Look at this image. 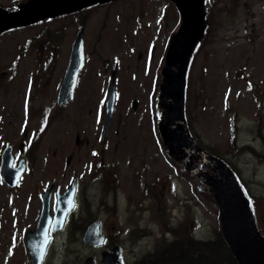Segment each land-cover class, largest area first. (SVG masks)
<instances>
[{
	"label": "rangeland",
	"instance_id": "obj_1",
	"mask_svg": "<svg viewBox=\"0 0 264 264\" xmlns=\"http://www.w3.org/2000/svg\"><path fill=\"white\" fill-rule=\"evenodd\" d=\"M26 1L0 0V10L11 14ZM95 1L87 0L78 13L69 14L74 7L0 35V148L2 142L15 146L26 140L33 168V176L20 185L21 197L0 182V264H30L25 234L34 223L28 217L37 207L33 195L53 180L61 191L77 182L76 207L63 230L50 234L42 264H84L89 257L98 263L102 252L114 247L121 249L124 264H178L168 254L181 243L208 242L220 231L211 189L186 170L184 153L174 143L171 155L165 154L171 148L157 130L165 117L160 107L163 69L183 4L97 0L94 6ZM197 3L199 28L187 33L186 49H193L186 60L187 130L254 196L253 217L264 236V0ZM79 28L84 30L85 66L73 100L58 108V88ZM105 60L117 64V76L103 144L110 74L104 72ZM191 159L189 167L194 161L211 175L205 164ZM54 204L55 198L51 214ZM93 219L106 238L98 248L81 239Z\"/></svg>",
	"mask_w": 264,
	"mask_h": 264
},
{
	"label": "water",
	"instance_id": "obj_2",
	"mask_svg": "<svg viewBox=\"0 0 264 264\" xmlns=\"http://www.w3.org/2000/svg\"><path fill=\"white\" fill-rule=\"evenodd\" d=\"M180 1L184 6L180 30L172 44L171 56L166 64L161 84V99L167 100L163 105L165 117L159 125L160 136L164 144L171 148L167 154L170 155L174 151L172 148L174 143L181 153H185L184 150H187L189 158L197 159L210 169L211 175H205L202 172H198L197 175L205 179L207 186L212 191L219 210L223 238L238 264H264V238L259 234L254 224L249 200L245 197L229 167L196 146L187 130L183 113L186 60L187 56L191 54V45L189 49H186L187 33L193 26H196V29L199 28L200 6L196 0ZM86 2L87 0H30L14 14L0 11V33L9 28L29 25L58 12L65 13L74 7L80 8ZM95 3H99V1L96 0ZM180 5V3L177 4L178 7ZM83 65V31L79 30L74 38L68 66L58 92V105H64L72 99L77 76ZM108 67L109 63L105 61V69ZM115 70L116 67H113L112 76H114ZM114 101L115 84L111 82L106 100L103 140L107 137ZM12 162L11 148L7 147L1 156L0 179L10 187L16 185L24 167L23 161H20L18 166L13 168ZM69 162L70 158L67 159V163ZM189 166L190 161H187L186 168L189 169ZM53 185L54 183H51L41 196L43 210L36 229L33 232H28L25 237L31 264H40L44 257L50 240L48 236L50 222L52 221L51 232L57 233L62 229L67 214L73 208L75 182L62 195L57 196L54 216L48 215V199ZM81 239L85 245L94 248L103 244L104 236L100 234L97 220L88 224ZM119 253V249L115 247L110 252H102L99 263H95L93 258L89 257L84 264H122Z\"/></svg>",
	"mask_w": 264,
	"mask_h": 264
},
{
	"label": "trees",
	"instance_id": "obj_3",
	"mask_svg": "<svg viewBox=\"0 0 264 264\" xmlns=\"http://www.w3.org/2000/svg\"><path fill=\"white\" fill-rule=\"evenodd\" d=\"M181 244L179 250L168 254L169 261L178 264H216L222 260L224 264H237L219 230L208 242H192L189 246Z\"/></svg>",
	"mask_w": 264,
	"mask_h": 264
},
{
	"label": "flooded vegetation",
	"instance_id": "obj_4",
	"mask_svg": "<svg viewBox=\"0 0 264 264\" xmlns=\"http://www.w3.org/2000/svg\"><path fill=\"white\" fill-rule=\"evenodd\" d=\"M61 108H63V107H61ZM0 118L2 120L3 116L0 115ZM7 145H11L12 146L11 147L12 148V153L14 155V160L16 161L15 165L20 159H24V161H25L24 171H23V173H22V175L20 177L19 182L13 188V190L16 191L17 196L21 197L22 196L21 195V190H20L21 183H23L24 181L30 179L33 176V173H32L33 172V168H32V166L30 164H28V159H27L28 151H29L30 148L27 147L26 140L23 141V142H18L15 146H13L12 144H9L7 142H2L1 148H0V153L2 152L1 150H3L5 148V146H7ZM45 189H46V187L44 189L41 188L40 190L36 189L38 191V193L35 192V195H33V197L37 201V207H36V210L28 217L31 220L33 219L34 223L31 225L30 229H28L26 231L34 230V228L36 226L37 220H38V218L40 216V213H41V194L45 191ZM60 192H61L60 188H59V186L56 185V182H55L54 193L57 194V193H60ZM50 204H51V201L49 202V212H50Z\"/></svg>",
	"mask_w": 264,
	"mask_h": 264
},
{
	"label": "bare ground",
	"instance_id": "obj_5",
	"mask_svg": "<svg viewBox=\"0 0 264 264\" xmlns=\"http://www.w3.org/2000/svg\"><path fill=\"white\" fill-rule=\"evenodd\" d=\"M163 100H164V99H162V102H161V104H162V105H161V106H162V109H163V105L166 103V100H167V99H166L165 101H163ZM162 109H161V110H162ZM161 110H160V111H161ZM164 116H165V115H164ZM164 116H163V117H164ZM187 159L192 160L191 158H189L187 152H185V153H184V160L186 161ZM191 168H193L192 170H190L191 173H195V172H197V170L200 169L199 167H197V165H195V162H194V161H192ZM207 173H208V172H207ZM12 264H13V263H12Z\"/></svg>",
	"mask_w": 264,
	"mask_h": 264
}]
</instances>
